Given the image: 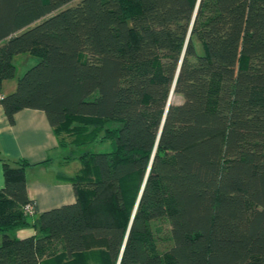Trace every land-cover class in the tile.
Listing matches in <instances>:
<instances>
[{
	"label": "trees",
	"instance_id": "obj_1",
	"mask_svg": "<svg viewBox=\"0 0 264 264\" xmlns=\"http://www.w3.org/2000/svg\"><path fill=\"white\" fill-rule=\"evenodd\" d=\"M0 104L109 145L41 213L27 170L52 159L3 158L0 264H264V0H0Z\"/></svg>",
	"mask_w": 264,
	"mask_h": 264
},
{
	"label": "crops",
	"instance_id": "obj_2",
	"mask_svg": "<svg viewBox=\"0 0 264 264\" xmlns=\"http://www.w3.org/2000/svg\"><path fill=\"white\" fill-rule=\"evenodd\" d=\"M28 54L24 53L22 56ZM28 58L31 63L37 61L34 55L29 54ZM16 83L13 79L6 81L2 93L13 92ZM60 154L58 139L44 111L20 110L15 115L14 123H11L0 104V187L5 184L3 158H25L31 162L51 158V161L32 166L27 170L28 191L36 202L37 212L41 213L74 202L76 193L73 184L59 178L58 175H72L78 168L76 166L72 172H68L67 165L71 162L65 161ZM34 232L33 228L25 227L17 230L14 235L24 238L33 235Z\"/></svg>",
	"mask_w": 264,
	"mask_h": 264
},
{
	"label": "rangeland",
	"instance_id": "obj_3",
	"mask_svg": "<svg viewBox=\"0 0 264 264\" xmlns=\"http://www.w3.org/2000/svg\"><path fill=\"white\" fill-rule=\"evenodd\" d=\"M21 55V56H20ZM24 55V53H23ZM29 56V54H28ZM28 56H22V54H17L16 57V64H17V71H16V77L13 79L17 82V79L22 76L27 69H29L30 67L34 66L35 63H31V61H29ZM35 60H37L36 62H38L37 58H34ZM7 85V83L5 84ZM6 87V86H5ZM182 98L179 95H173L172 96V100L174 102H181ZM109 148L108 144L99 146L98 144H92L88 147L85 146H75V145H69L68 147L65 148H60V157L63 158L65 161H69L71 162L70 165H67V171L68 172H72L73 168H80V162H79V157L80 154L87 150V149H94V150H107ZM66 155H71L72 159H67ZM67 164V163H66ZM64 170V169H63Z\"/></svg>",
	"mask_w": 264,
	"mask_h": 264
},
{
	"label": "built area",
	"instance_id": "obj_4",
	"mask_svg": "<svg viewBox=\"0 0 264 264\" xmlns=\"http://www.w3.org/2000/svg\"><path fill=\"white\" fill-rule=\"evenodd\" d=\"M25 209L30 214L34 213V205L33 204L26 205Z\"/></svg>",
	"mask_w": 264,
	"mask_h": 264
},
{
	"label": "water",
	"instance_id": "obj_5",
	"mask_svg": "<svg viewBox=\"0 0 264 264\" xmlns=\"http://www.w3.org/2000/svg\"><path fill=\"white\" fill-rule=\"evenodd\" d=\"M172 96H173V94H171V97H170V99H169V102H171V100H172Z\"/></svg>",
	"mask_w": 264,
	"mask_h": 264
}]
</instances>
